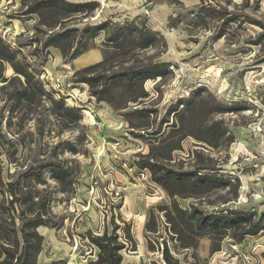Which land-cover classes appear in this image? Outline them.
Masks as SVG:
<instances>
[{
	"label": "rangeland",
	"instance_id": "obj_1",
	"mask_svg": "<svg viewBox=\"0 0 264 264\" xmlns=\"http://www.w3.org/2000/svg\"><path fill=\"white\" fill-rule=\"evenodd\" d=\"M65 1L94 6L61 18L0 0V38L37 83L23 95L25 78L0 62V208L9 213L14 201L19 229L24 203L44 215L38 264H95L89 237L105 231L118 234L126 264H166L165 243L179 264H264V230L241 243L227 237L215 253L207 236L182 248L162 210L176 200L207 213L264 212V0ZM54 19L63 22L53 31L71 30L68 56L45 47L53 31L43 22ZM127 22L158 32L157 44L112 52L107 34ZM103 23L107 30L92 38ZM105 48L112 55L106 67L78 73L103 60ZM155 62L167 65L163 76L140 86L130 70ZM119 73L125 88L107 79ZM142 88L150 97L135 100ZM52 98L79 109L81 119L60 120ZM142 108L152 113L128 115ZM157 131L164 134H150ZM148 160L231 182L202 197L172 198L141 166Z\"/></svg>",
	"mask_w": 264,
	"mask_h": 264
},
{
	"label": "trees",
	"instance_id": "obj_2",
	"mask_svg": "<svg viewBox=\"0 0 264 264\" xmlns=\"http://www.w3.org/2000/svg\"><path fill=\"white\" fill-rule=\"evenodd\" d=\"M27 5L26 11L29 13H35L40 16H44L46 11H57L61 18H67L70 15H74L82 11L83 7L94 6L93 3H73L65 0H32L28 3V0H23ZM94 9H91L93 11ZM90 11V10H88ZM63 21L55 20L53 23L43 22L49 30L53 31L56 26ZM108 23L98 24L91 30H96L90 34L92 38L97 36V32L107 30L105 26ZM71 30H63L61 32L53 31L47 36L45 47H56L61 50L64 56H68L67 50L71 45H64L68 43L69 32ZM158 32L152 31L146 25L136 26L133 22H127L126 25L116 29L114 33L107 34L106 44L107 46L114 44L112 52H117L123 49L124 52L127 50H145L153 48L160 38ZM0 62H8L17 74L25 78L26 88L24 89L23 95L26 94L27 90L34 89L35 82L33 77L24 66H21L18 57V50L12 48L5 41L0 38ZM90 46H85L81 51L75 50L74 54L70 57L75 59L83 54L84 51L89 50ZM106 54L103 60L97 62V64L89 65L78 71L79 74L92 73L99 68H104L112 59L111 52L107 48L104 49ZM167 66L164 63H148L141 68H131L132 77H137L140 86L146 81V79H155L163 76V68ZM107 77V76H103ZM119 78L120 81H116L114 87H126L122 74H113L107 79ZM130 77V80L132 79ZM96 78L88 77L83 81L95 80ZM142 95L137 96L135 100L142 97H150V94L142 88ZM97 100H106L99 95ZM52 104L56 111L55 115L59 116L60 120L64 121H79L81 119V111L79 109L68 107L65 105L63 100L52 98ZM137 113H143L148 116L152 111L148 108H142L141 110L136 109L134 112L128 115ZM147 124H142L141 128L148 129ZM153 136H162L163 131H157L150 133ZM206 142L209 143L208 140ZM176 148V147H174ZM153 159V158H151ZM142 167H148L152 172L153 178L157 183H160L170 194V196H195L202 197L208 191L219 187H227L230 185L231 180H226L224 176L211 172H204L203 170H187L178 171L170 170L165 167H160L158 161L149 160L146 161ZM162 174H159L160 171ZM238 184V183H236ZM237 187V186H236ZM31 200V198H30ZM27 201V202H30ZM12 208L9 213L3 212L2 207L0 208V264H38L40 253L43 248L44 238L39 232V227L46 224L44 215L40 211H33L32 207L27 208L26 206L21 207L20 223L21 228L16 225V211L14 201H11ZM162 210L165 211L167 222L171 224L173 233L180 241L182 248H195L198 245V240L207 236L211 239L212 253L218 252L221 247L222 241L227 238H233L237 243H241L245 240L248 235H258L261 230H264V212L258 215L257 212L251 210H238V209H224L221 211L207 213L201 210L195 204H192L188 209H184L178 205L176 200L173 201L171 206H164ZM148 228L153 231L155 230L150 225ZM91 241L98 248V259L95 264H126L124 262L123 254L121 250L124 248L123 243L118 238V234L115 232L109 234L105 231L103 235H90ZM166 264H179L178 260L171 255L167 243L164 244L162 249ZM264 256V254H263ZM195 264H198L197 262Z\"/></svg>",
	"mask_w": 264,
	"mask_h": 264
},
{
	"label": "crops",
	"instance_id": "obj_3",
	"mask_svg": "<svg viewBox=\"0 0 264 264\" xmlns=\"http://www.w3.org/2000/svg\"><path fill=\"white\" fill-rule=\"evenodd\" d=\"M248 238H246V240H247ZM246 240H244L243 242H245Z\"/></svg>",
	"mask_w": 264,
	"mask_h": 264
}]
</instances>
